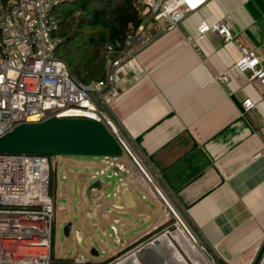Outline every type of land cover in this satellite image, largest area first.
I'll use <instances>...</instances> for the list:
<instances>
[{"label":"crops","instance_id":"0c3cea01","mask_svg":"<svg viewBox=\"0 0 264 264\" xmlns=\"http://www.w3.org/2000/svg\"><path fill=\"white\" fill-rule=\"evenodd\" d=\"M202 21H224L229 35L198 34ZM146 27L152 42L136 55L138 80L132 75L127 87L122 84L109 116L201 243L223 264H254L264 244V89L235 63L245 46L256 51L264 68V0H205L173 28L164 22ZM248 99L253 106L246 110ZM66 164L73 169L105 163L67 159ZM72 174L63 176L71 201ZM74 176L78 193L86 196L89 175ZM137 184L123 177L112 197L91 193L96 224L103 229L107 223L113 231V236L103 232L108 245L98 240L101 252L89 243L88 253L56 259L66 262L81 253L95 263L116 261L145 243L164 215L155 216L156 204ZM59 187L57 179L55 190ZM87 208L65 214L68 237L74 228L77 246V226L92 232ZM258 264H264V253Z\"/></svg>","mask_w":264,"mask_h":264},{"label":"built area","instance_id":"2783aa9c","mask_svg":"<svg viewBox=\"0 0 264 264\" xmlns=\"http://www.w3.org/2000/svg\"><path fill=\"white\" fill-rule=\"evenodd\" d=\"M67 1L0 0V137L20 124L50 117L94 119L114 136L123 155L109 158L88 178L110 175L113 166L120 181L138 178L131 147L109 116L110 105L132 75L133 81L138 80L136 55L152 42L146 24L164 22L166 28H173L205 0H141L143 22L128 32L122 50L106 46L104 79L88 86L72 79L57 53L62 39L56 33L54 9ZM207 31L229 35L224 21L200 22L198 34ZM239 52L235 69L249 73V80L264 89V68L256 51L241 46ZM261 103L264 106V94ZM243 106L248 110L253 102L248 99ZM55 165L53 156L0 154V264H55L51 252L54 204L49 193ZM167 221L164 215V223ZM64 264L99 263L79 253Z\"/></svg>","mask_w":264,"mask_h":264},{"label":"rangeland","instance_id":"374dc122","mask_svg":"<svg viewBox=\"0 0 264 264\" xmlns=\"http://www.w3.org/2000/svg\"><path fill=\"white\" fill-rule=\"evenodd\" d=\"M142 3V2H141ZM129 152L131 156L133 157L132 165L135 167L136 172L138 173V178H133L137 180L138 187H141L142 191L145 189L147 192L146 200H150L156 204L157 210H155V216L158 217L161 213L163 215H166L168 218V221L166 223H163L160 225V227H157V231L154 232V235L150 238H148L146 241H151L154 238L161 237L167 233H174L175 231L182 230L184 233H186V236L190 239V241L195 245L196 249L201 253L203 258L205 259L206 264H212V261L217 264V262L214 260V256L207 252L206 246L201 243V241L198 239V237L193 233V231L190 229L188 224L185 222L183 214L174 207L172 202L170 201L168 195L164 192V190L160 187L158 184L156 177L152 174V172L147 168L145 162L143 159L137 154V152L131 147L129 148ZM56 159V165L54 167V171H52V174L55 176V179L59 180L60 183V190H54L50 193L51 198L53 199L54 204V212H53V234H52V242L51 247L53 250V255L56 258H62V257H70L72 256L74 251H80L83 253H88L89 243L90 245L94 246L99 252H101V246L98 244V240H101L103 245H108L109 242L107 241V237L103 236V232L110 233L111 236H113V231L110 229L111 227L108 226L106 223L104 225V228L101 229L96 224V219L93 216L92 209L95 205V199L91 200L90 202L87 201L86 196L84 195V191L82 193H78L77 189V179L75 178L74 174L76 173H84L89 176L93 175L95 172L99 170L98 166H82L78 164L76 167L71 169V166H67L66 161L67 159H63L60 157H55ZM74 159L78 162H94V163H103L107 161L108 159H90V158H70ZM69 163V162H68ZM70 164V163H69ZM70 167V168H69ZM67 173H74L71 176V182L70 185L73 188V200L69 198L67 193L63 189L67 188L68 182L63 179V176H66ZM110 172L108 171L107 174ZM139 178L143 179L142 183L140 182ZM94 182V180H89L88 184ZM100 196L103 194V191H101ZM68 196V198L66 197ZM110 197V196H109ZM112 197V196H111ZM148 198V199H147ZM88 204L89 208L86 209L87 214L90 215V218H88V223H90V227L92 229V232L88 231L87 233H84V228L79 225L76 227L75 230H78L79 235L81 237V243L79 246L75 244L74 235H73V229L70 233L69 237H65L63 235V227L66 223V212H73L74 215H77L79 212V206ZM74 224L77 223V219L73 217ZM147 223V225H149ZM146 225V226H147ZM145 226V225H144ZM141 227V228H144ZM168 234L171 236V240L175 244L177 250L181 253L183 256V259L186 260V263L188 264H194L192 262V259L186 254L184 247L181 246L178 241H175L173 239V235ZM183 247V248H182ZM134 250V249H133ZM132 251V250H130ZM129 252L126 253L128 255ZM63 254V255H62ZM179 256H177V252L170 248L168 245H166L164 242L162 244L154 249L149 250L148 252H145L143 254V263L142 264H183L181 261H179ZM73 258V257H72ZM70 258V259H72ZM69 260V259H68ZM118 261V260H116ZM116 261H112L108 264H115ZM60 264V263H58Z\"/></svg>","mask_w":264,"mask_h":264},{"label":"trees","instance_id":"16d2710c","mask_svg":"<svg viewBox=\"0 0 264 264\" xmlns=\"http://www.w3.org/2000/svg\"><path fill=\"white\" fill-rule=\"evenodd\" d=\"M142 8L141 0H68L54 9L58 21L56 33L62 39L57 50L58 57L74 81L88 86L104 79L106 46H112L116 51L123 49L128 32L143 22ZM53 189H56V179L51 173L49 193ZM156 231L141 242L152 237ZM206 248L217 264H223ZM52 260L55 264L65 262L53 255ZM112 261L114 259L99 264Z\"/></svg>","mask_w":264,"mask_h":264},{"label":"water","instance_id":"95a60500","mask_svg":"<svg viewBox=\"0 0 264 264\" xmlns=\"http://www.w3.org/2000/svg\"><path fill=\"white\" fill-rule=\"evenodd\" d=\"M0 154H28L63 159H109L120 158L123 149L106 127L94 119L85 117H50L43 122L23 123L13 131L0 137ZM92 180L90 177L87 181ZM120 182L117 168H111L110 175L97 178L86 188V196L91 201V193L104 192V198L111 196L115 186ZM71 223L63 227V235L68 237ZM151 241L143 243L130 251L143 263V254L154 247ZM264 253V244L254 262L258 264ZM92 256H96L91 251ZM119 261V260H118Z\"/></svg>","mask_w":264,"mask_h":264},{"label":"bare ground","instance_id":"6f19581e","mask_svg":"<svg viewBox=\"0 0 264 264\" xmlns=\"http://www.w3.org/2000/svg\"><path fill=\"white\" fill-rule=\"evenodd\" d=\"M167 233L163 236H161L158 240L153 241L151 244V247H158L164 242L166 245H168L170 248L175 250L177 252V256H179V261H181L183 264H187L186 261L182 258L183 256L181 253L177 250L175 244L171 240V236ZM173 239L175 241H178V243L183 246L182 248L185 249L186 254L192 259V261L195 264H206L205 259L201 255V253L196 249L195 245L190 241V239L186 236V233H184L182 230L175 231L173 234ZM115 264H141L140 261L137 259L134 255H126L125 257L119 259V261H116Z\"/></svg>","mask_w":264,"mask_h":264},{"label":"flooded vegetation","instance_id":"af4514ba","mask_svg":"<svg viewBox=\"0 0 264 264\" xmlns=\"http://www.w3.org/2000/svg\"><path fill=\"white\" fill-rule=\"evenodd\" d=\"M55 263V262H54Z\"/></svg>","mask_w":264,"mask_h":264}]
</instances>
